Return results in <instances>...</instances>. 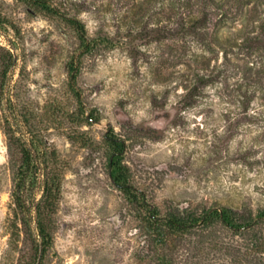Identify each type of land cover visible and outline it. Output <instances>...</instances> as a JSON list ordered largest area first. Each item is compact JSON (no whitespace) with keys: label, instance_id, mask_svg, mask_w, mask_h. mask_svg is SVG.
<instances>
[{"label":"rangeland","instance_id":"rangeland-1","mask_svg":"<svg viewBox=\"0 0 264 264\" xmlns=\"http://www.w3.org/2000/svg\"><path fill=\"white\" fill-rule=\"evenodd\" d=\"M49 1L61 15L0 0V264L156 263L138 257L137 222L108 175L110 129L132 140V182L161 213L173 205L264 211V0H215L203 38L156 42L133 36L182 11L172 0ZM66 17L84 26L91 49ZM163 109L174 117L155 127ZM91 110L98 120L87 123ZM13 115L19 135L31 130L52 152L59 183L44 253L33 209L12 211L20 153L9 149L5 120ZM41 194L37 181L27 206ZM259 236L263 222L249 233L216 228L209 251L191 258L179 248L174 264H264L252 245Z\"/></svg>","mask_w":264,"mask_h":264},{"label":"trees","instance_id":"trees-1","mask_svg":"<svg viewBox=\"0 0 264 264\" xmlns=\"http://www.w3.org/2000/svg\"><path fill=\"white\" fill-rule=\"evenodd\" d=\"M22 2L33 9L32 13L38 11L50 17L60 14L49 0H22ZM173 2L178 3L183 8L182 11L174 16H167L166 20H163V25L144 26L135 32L133 37L145 42L189 35L203 38L202 35L206 34L211 20V7L215 4V0H172L170 5ZM193 4L198 6V10L196 12L187 11L186 8ZM64 20L77 32L81 46L87 50L91 49L94 39L88 40L85 37L84 26L73 17H66ZM102 41L109 42L108 38H104ZM6 55L9 56L6 58L7 62L11 58V52L6 50ZM10 63H4L3 73L6 74ZM72 69L74 70V67L71 65ZM72 78H75V74L72 75ZM12 117L14 118L13 122L8 118L5 120L7 127L5 133L9 149L18 148L20 153V163L14 169L13 175L12 211L16 217L19 213L26 214L33 209L37 235L40 238L39 247L44 253L51 243L48 221H51L54 214L59 193L56 170L52 166V152L43 146L42 138L37 137L31 130L27 131L30 133V138H26L22 134L19 135L17 126L14 124L16 116ZM173 117V109L156 110L150 122L155 127H160L161 124L164 126L171 121ZM93 120H98V117L95 116V111L91 110L89 115L84 117V121L90 123ZM135 131L145 130L137 128ZM102 143L107 148L108 175L123 199L130 205L131 213L137 222L134 234H138L142 238V246L138 254L141 259L154 260L155 264H174L175 254L179 248L186 250L191 258L199 257L213 246L211 242L216 228H228L240 233H249L256 226L264 223V211L254 218L247 209L237 211L229 207L197 210L189 206L173 205L166 212L161 213L157 206L148 201L145 193L132 182L130 168L125 162V155L132 140L121 137L113 129H110L104 134ZM12 151L11 156L14 155ZM37 181L41 183V197L38 201L32 202V207L27 206V194ZM8 225L11 234H14L17 223L12 220ZM205 239H209V241L205 243ZM186 243H194L190 248L192 252H189ZM252 245L257 253L264 254V236L256 237Z\"/></svg>","mask_w":264,"mask_h":264}]
</instances>
